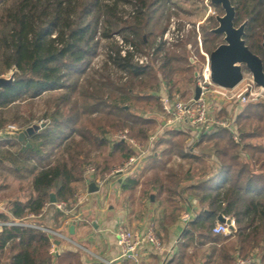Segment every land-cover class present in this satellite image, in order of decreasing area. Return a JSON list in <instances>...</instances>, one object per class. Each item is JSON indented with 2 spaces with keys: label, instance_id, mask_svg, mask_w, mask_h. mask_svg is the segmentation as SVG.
I'll list each match as a JSON object with an SVG mask.
<instances>
[{
  "label": "trees",
  "instance_id": "obj_1",
  "mask_svg": "<svg viewBox=\"0 0 264 264\" xmlns=\"http://www.w3.org/2000/svg\"><path fill=\"white\" fill-rule=\"evenodd\" d=\"M165 2L0 0V69L11 71L14 77L11 85L0 88V130L8 122H17L16 131L20 132L35 119L33 114L23 117L18 111L7 118L4 112L9 106L33 103L44 95L50 101L39 119L43 127L23 141L0 140V170L11 168L17 176L31 177L29 189L22 196L2 202L8 211L0 212V220L40 213L50 202L51 193L55 194L56 202L67 203L75 197L77 183L85 180L88 165H95L97 175H104L111 172L115 162L127 160L134 150L126 141L111 139V132L127 129L145 143L152 130L160 127L157 117L134 112L132 102L148 99L156 102L160 110L157 75L161 73L162 82L173 94L176 85L173 75L178 70L174 62L182 57L170 54L160 42L154 49L159 64L139 65L133 53L121 55L114 34H121L123 41L137 52L146 47L148 42L143 33L154 34L161 26L162 21L155 15ZM231 2L235 7V23L247 20L246 44L264 62L260 45L264 0ZM125 5L135 7L128 16ZM164 30L165 27L158 31L162 35ZM209 35L212 32L204 37ZM204 44L210 41L204 39ZM214 48L207 50L210 53ZM100 49L104 57L97 64L94 60ZM232 113L238 123L240 143L233 141L224 128L202 136L190 146L189 135L182 131L164 129L158 136V143H164L165 148L160 151V162L150 170L163 173L154 174L148 184L157 194H165L167 202L179 204L174 212L177 209L181 212L186 194L198 204L194 218L187 222L176 242L173 256L164 264H184L187 257L192 258L193 252L189 253L192 249L207 244L210 247L204 254L205 261L199 264H235L239 257L245 258L254 250H258L260 263L264 264V142L258 141L264 139V101L235 104ZM84 114L98 116H86L83 120ZM226 114L221 111V115ZM198 148L214 155L216 160L209 168L194 152ZM103 150L106 155L97 164L92 152ZM240 150L247 154L243 159ZM174 156L202 163L203 167L197 170L188 167L184 172L181 166L179 170L165 168L168 159ZM136 176L128 175L122 184L124 190L138 185ZM176 214L164 216L160 221L164 233L178 219ZM219 215L234 220L233 228L226 234L212 230L219 223ZM53 217L52 227L61 230L64 220L71 215L55 209ZM52 244L53 239L42 230L3 226L0 264H83L79 250H61L54 255Z\"/></svg>",
  "mask_w": 264,
  "mask_h": 264
},
{
  "label": "built area",
  "instance_id": "obj_2",
  "mask_svg": "<svg viewBox=\"0 0 264 264\" xmlns=\"http://www.w3.org/2000/svg\"><path fill=\"white\" fill-rule=\"evenodd\" d=\"M167 37L168 34H165L164 39H167ZM119 42L122 56H125L127 52H131L134 55V61L139 65L148 63L147 55L137 52L134 46L124 42L123 39ZM204 54L206 56V63L196 77L192 95L189 99L185 100L176 93L171 94L166 86H163L157 92L160 99L161 114L159 128L161 130L175 129L188 134V146L199 141L202 136L216 132L221 128L227 129L233 141L240 143L241 138L238 133V123L235 114H232L233 107L239 103L264 101V86L257 85L249 71L247 74L244 73L243 80L234 88H224L215 84L211 79L209 54ZM196 86L200 88L198 98L194 97ZM222 110H225L227 114L221 115ZM7 129L16 131L17 128L15 125H9ZM157 137L155 134L151 135L147 142L141 143L134 136L130 135L127 129L119 131L115 140L128 142L134 153L120 166H114L108 176L104 178L97 176V169L94 165H88L85 168L84 174L86 182L94 180L98 187L101 188L112 177L119 175L128 176L141 171L144 167L145 159L149 154L150 147ZM239 153L241 157H246L245 151L240 150ZM89 194L86 189L85 193L78 195V204L86 201ZM47 205H52L54 209L64 214H70L73 211L72 208H68L66 202H49L38 214L30 213L26 216L14 217L6 221L0 220V228L3 226H20L42 230L53 239L52 252L54 254H56L55 250H53L56 240H64L85 251H89L74 242L68 232L69 227L76 220L74 216L64 220L61 230L54 229L50 224L40 221ZM7 211L6 205L0 201V212ZM189 217V214L185 215V219ZM231 224L234 226V220H231ZM212 230L216 234H226L230 231V225L226 222H219ZM116 236L118 255L111 259L96 255L101 264H122V261L125 259L139 262L140 250L145 246H150L155 251H162L164 249V244L152 225L143 232L133 229L127 222L122 221L117 227ZM243 263V260H238L235 264Z\"/></svg>",
  "mask_w": 264,
  "mask_h": 264
},
{
  "label": "rangeland",
  "instance_id": "obj_3",
  "mask_svg": "<svg viewBox=\"0 0 264 264\" xmlns=\"http://www.w3.org/2000/svg\"><path fill=\"white\" fill-rule=\"evenodd\" d=\"M123 8L126 12V15L128 16L129 13H131L135 7L125 5ZM223 13V9L220 6L212 4L210 0H167V2H165V4L159 8L155 15L156 17H159L162 21L161 26L155 29L154 34H150L149 31L143 33V37L148 42V45L140 49L138 52L147 55L148 63H150L151 65L157 66L160 62V59L156 57L157 55L154 53L155 47L157 46V44H160V42L161 44L165 45L166 51H169L170 54L182 57L181 61L174 62L178 70L173 75L176 83L173 92L179 94L185 100L189 99L192 95V90L196 82V77L200 73L204 64L206 63V56L204 53L209 54L207 49L211 48L212 46H216L218 42H221V38H216L213 41H210V44H204V36H206L207 33L210 32L211 28L215 27V16L222 15ZM164 27L165 30L161 35L159 31L162 30ZM165 34H168L167 39H164ZM114 39L117 40L118 44H120L119 41L122 40V35L114 34ZM98 53L99 55L95 57L94 62L100 64L104 57V51L100 49ZM247 72L248 70L244 71V73L246 74ZM11 74V71L4 72L0 69V77H9ZM157 76L160 81L159 87L162 88L163 86H165L164 82H162L163 77L161 76V73H158ZM49 102L50 101L48 95H44L42 97L36 98L33 103H16L5 109L4 116L9 118V116L14 114L16 111H18L19 114L23 117L33 114L35 119L33 120L31 125L42 124L39 119L41 114L47 109ZM155 103L156 102L154 101L148 102V99L134 100L132 102V110L144 116L151 115L153 117L159 118L160 110L158 106L155 105ZM86 116L96 118V116L98 115L84 114L82 116V119L84 120ZM9 125H15L16 128L19 127V124L17 122H8L5 125L6 127L1 130L7 129ZM161 131L163 130H161L160 128H155L152 130V135L155 134L157 137L161 135ZM117 133V131L111 132L110 138L115 139ZM258 141L263 143L264 139H260ZM154 144V147L150 148L149 153L152 151L154 152V148L157 145L156 142H154ZM162 148H165V146L158 147V151H160V149ZM194 152L199 155L207 154V157L211 158L210 162L209 160L203 161L208 166V168L210 167L209 165H211V162L216 160L213 159L214 155L211 152L204 151L201 148L195 149ZM105 155L106 152L103 150L93 151L91 156L93 159H95V161H97V164H100L101 161L104 159ZM240 158L243 159L245 158V156ZM168 161L169 162L165 165V168H174L176 170H179V166H181L183 168V172L188 167H191L192 170H197L203 167L202 163L197 164V162L193 160L181 159L177 156H174L172 159H168ZM115 163L116 164L114 166H120L122 164L120 163V161H117ZM10 169L7 168L3 171L0 170V185L3 187L2 189H0L1 202H7L9 199L20 197L22 196L21 193H25V191L29 189L31 177L17 176ZM101 169H103V166H101ZM162 173L163 172L158 169L149 173L146 179L144 180V183L154 177V174L159 175ZM85 180L77 183L76 195L73 199L67 202L68 208L77 209L79 208V206H81L80 204L78 205L77 197L78 195H82L83 193H85L86 189H88ZM146 186L149 185L146 184ZM149 192L150 191L148 190L147 193ZM131 194H134V191ZM127 197L131 199L134 197V195L127 194L125 198ZM166 197L167 196L165 194H157V198L163 202V205L161 206V209L158 212L159 222L162 216H174L177 213L176 215L179 218V215L182 212L177 209L175 213L173 210L176 208V206H179V204L175 201L167 202ZM84 202L85 201H83L81 204H84ZM159 222L157 224H154L153 227L155 228L156 233L159 234L158 236L161 238L163 244L166 245L169 240V243L173 240V236H165L164 234H162V229L161 227H159ZM209 247L210 246L207 244L205 246L199 247L198 249H192V251L189 252L190 255L191 252H193L191 255L192 258H189L190 256L187 257L186 260H184V264H199L200 261H205L204 254L208 251ZM238 259L243 260V264H248L250 262H254L255 264H261L259 260L258 250L251 251L245 258L239 257Z\"/></svg>",
  "mask_w": 264,
  "mask_h": 264
},
{
  "label": "crops",
  "instance_id": "obj_4",
  "mask_svg": "<svg viewBox=\"0 0 264 264\" xmlns=\"http://www.w3.org/2000/svg\"><path fill=\"white\" fill-rule=\"evenodd\" d=\"M160 117L159 111V118L157 117L159 126ZM159 140V137L155 138L150 147L153 148L154 142H156L157 145L154 148V152L152 151L148 154L143 169L136 173L139 183L134 189L124 190L122 187L128 176L119 175L112 177L97 192L90 193L84 204L79 203L81 206L73 209L72 213H70L71 217L74 216L76 218L73 223L75 225L74 234L70 236L74 242L89 251H85L67 241H59L53 249L56 252V254L52 252L54 255H57L61 250H79L83 264H101L96 255L111 259L115 258L119 253L116 230L122 221L127 222L133 229L143 232L151 225L153 226L159 222L158 212L163 202L157 198V192L151 189L148 180L144 183L147 175L151 173V166L160 162L158 161L160 159L159 154L163 148L158 151V147L165 146V144L158 143ZM155 156L158 159H155ZM165 156L168 158L169 153ZM200 156L206 161H211V158H208L207 154ZM161 161L163 163L164 159L162 158ZM108 174L105 175L108 176ZM105 175L98 174L97 176L104 178L103 176ZM88 184L89 182H86L87 187ZM146 184L149 186H146ZM148 190L150 191L149 193H147ZM133 191L134 194H131ZM127 194L134 195V197L131 199L125 198ZM197 208V202L192 196L186 194L185 202L181 204L182 212L179 218L171 224L167 233H163L162 231V234L165 236H173V240L170 243L169 240L166 245L164 244L162 251H155L150 246H145L140 250L139 262L125 259L122 261V264H164L167 259L173 256L176 250V242L182 235L187 222L194 218ZM54 211L55 209L52 205H47L42 217L43 223L50 224L51 226L55 223L53 217ZM186 214L190 216L188 219H185ZM163 217H161L160 221L163 220Z\"/></svg>",
  "mask_w": 264,
  "mask_h": 264
},
{
  "label": "water",
  "instance_id": "obj_5",
  "mask_svg": "<svg viewBox=\"0 0 264 264\" xmlns=\"http://www.w3.org/2000/svg\"><path fill=\"white\" fill-rule=\"evenodd\" d=\"M214 5H221L224 10L223 15H217L216 20L218 25L211 31L215 34H223L224 42L219 44L209 53L211 79L212 81L224 88H234L244 77V70H248L254 82L257 85L264 86V62L262 58L252 52L244 39L247 20L239 26L234 23L235 7L231 0H210ZM262 48L264 50V31L262 33ZM14 77L11 74L9 77H0V88L11 85ZM200 94L199 86L195 88V98ZM44 124H33L25 130L17 132L8 129L0 130V140L5 138H15L23 141L27 136L32 135ZM99 190L98 185L94 180H90L88 184V192L93 193ZM50 202L55 203L56 197L54 193L50 195ZM219 222H226L233 228L231 219L223 215H219ZM75 225L69 227V234H74ZM59 241H55L57 244Z\"/></svg>",
  "mask_w": 264,
  "mask_h": 264
},
{
  "label": "flooded vegetation",
  "instance_id": "obj_6",
  "mask_svg": "<svg viewBox=\"0 0 264 264\" xmlns=\"http://www.w3.org/2000/svg\"><path fill=\"white\" fill-rule=\"evenodd\" d=\"M216 6H220L221 7V5H216ZM222 8V7H221ZM223 9V8H222ZM224 11V10H223ZM224 14V13H223ZM222 14V15H223ZM215 19H216V16H215ZM234 23H235V18H234ZM241 24V23H240ZM240 24H236L235 23V25L236 26H239ZM218 25V23H217V20H216V25H215V27ZM214 27V28H215ZM213 28H211V30H212ZM246 29V28H245ZM210 30V32H212ZM212 34L213 35H210V36H208V37H204V39H207L208 41H213L214 39H216V38H221V42H218L217 44H216V46L215 47H217L219 44H221V43H223L224 42V35L223 34H215V33H213L212 32ZM262 38V37H261ZM261 43H262V40H261ZM261 43H260V45H261ZM261 47H262V45H261ZM262 50H263V48H262ZM264 51V50H263Z\"/></svg>",
  "mask_w": 264,
  "mask_h": 264
}]
</instances>
